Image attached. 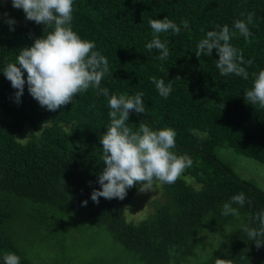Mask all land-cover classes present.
<instances>
[{
  "label": "trees",
  "instance_id": "trees-1",
  "mask_svg": "<svg viewBox=\"0 0 264 264\" xmlns=\"http://www.w3.org/2000/svg\"><path fill=\"white\" fill-rule=\"evenodd\" d=\"M242 12L255 13L251 43L238 31L231 43L243 51L245 61H253L241 65L249 76H221L216 50L211 57L197 58V45L217 25L233 28L236 19L244 18ZM0 13L17 21L11 31L0 16L2 70L16 62L19 49L47 33L45 25L13 8L12 0H0ZM164 17L181 31L160 34L169 48L168 59L161 61L146 45L153 38L149 20ZM183 20L189 22L187 29ZM71 23L108 59L109 72L100 87L108 88L109 95L90 87L77 93L73 103L48 111L29 94L27 84L22 102L16 103V89L0 71V264L8 252L16 253L20 264H32L18 248L28 234L23 231L42 218H54L56 210L105 227L144 264H181L200 254L206 256L200 264H215L216 258L264 264V246L257 248L243 230L258 227L255 216L264 211V191L218 155V149L227 147L264 164V108L244 97L264 70V0H73ZM53 29L50 25L48 31ZM24 76L26 80V71ZM177 76L181 79L175 80ZM152 77L173 80L167 98L158 93ZM138 92L144 93L145 110L132 112L128 126L134 131L140 123L152 130L173 128V151L189 155L193 164L174 184L160 182L161 199H150L154 209L146 217L131 218L127 212L128 218L125 206L139 184L123 200L101 197L97 204L91 193L100 188L98 174L104 167L99 138L110 124L108 101L112 95L127 98ZM240 192L246 197L244 206L232 205L239 215H222L223 204ZM50 223L67 228L57 220ZM206 234L216 239L208 250L202 238ZM173 246L175 254L169 255Z\"/></svg>",
  "mask_w": 264,
  "mask_h": 264
},
{
  "label": "clouds",
  "instance_id": "clouds-1",
  "mask_svg": "<svg viewBox=\"0 0 264 264\" xmlns=\"http://www.w3.org/2000/svg\"><path fill=\"white\" fill-rule=\"evenodd\" d=\"M12 6L22 9L27 20L45 25L44 33H47L36 37L31 46L19 49L16 62L7 63L0 70L11 82L12 88L16 89V103L22 102L26 84L29 94L48 111H57L61 106L73 103L77 93L90 87L98 89L104 96L109 95L108 88L100 87L102 78L109 72L108 59L99 51H94V41L82 39L73 30V0H12ZM240 15L244 18L236 19L233 28L217 25V30L208 31L206 37L199 41L195 54L197 58L202 55L211 57L215 49L219 56L216 68L221 76L235 74L248 79L249 73L241 65H251L253 61H245L243 51L233 46L231 40L238 31L246 42L251 43L249 25L254 26L255 13L242 12ZM0 16L6 17L4 22L14 31L17 21L8 13H0ZM181 23L184 29L189 27L187 20ZM50 25H54V29L48 31ZM149 25L153 38L146 45L147 49L150 52L156 50L159 60H167L169 48L167 41L161 40L160 34L171 31L178 35L181 27L168 17L150 19ZM174 79L181 78L177 76ZM152 83L162 97L167 98L171 94L173 80L166 83L163 79L152 77ZM143 95V92L127 98L112 95L108 101L112 110L109 112L110 124L99 138L104 167L98 174L100 188L93 189L91 193V200L97 204L101 197L123 200L127 191L137 184L140 192L152 189L154 180L174 184L193 164L189 155H177L173 151L177 136L173 128L152 130L146 123H140L139 129L134 131L128 126L126 122L132 112L144 113ZM244 97L247 103L264 108V70L256 75L252 88L244 92ZM245 202L243 192L232 196L229 202L223 204L222 215L238 216V209L232 205L243 207ZM87 203L85 200L84 206ZM247 203L251 204L252 201L248 200ZM255 219L258 227L244 226L243 230L260 248L264 246V211L258 212ZM174 249L175 246L170 248L169 255L175 254ZM3 260L4 264H20V257L14 252L6 253ZM215 264H235V260L216 258Z\"/></svg>",
  "mask_w": 264,
  "mask_h": 264
},
{
  "label": "rangeland",
  "instance_id": "rangeland-1",
  "mask_svg": "<svg viewBox=\"0 0 264 264\" xmlns=\"http://www.w3.org/2000/svg\"><path fill=\"white\" fill-rule=\"evenodd\" d=\"M218 155L229 163L235 172L255 182L264 191V164L232 149L222 147ZM139 185L135 194L125 206V214L131 218H143L154 209L150 199L160 198L161 184L156 181L152 189L140 192ZM161 199V198H160ZM145 201V202H144ZM27 207H23L26 209ZM27 214V213H26ZM54 218L40 219V224L26 227V240L19 242V250L32 264H144L137 255L117 242L103 226L89 220L80 219L72 213L56 210ZM129 218V217H128ZM23 219V216L20 220ZM62 219V221L58 220ZM59 221L66 229L51 227V221ZM23 225H28L27 221ZM226 229L228 227L226 226ZM207 250L211 235H203ZM205 255L191 256L181 264H200ZM174 264V263H171Z\"/></svg>",
  "mask_w": 264,
  "mask_h": 264
}]
</instances>
